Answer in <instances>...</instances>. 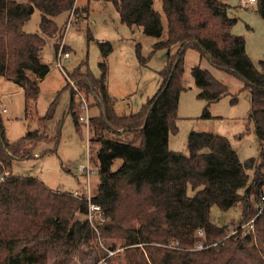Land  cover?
Wrapping results in <instances>:
<instances>
[{"label": "trees", "instance_id": "trees-1", "mask_svg": "<svg viewBox=\"0 0 264 264\" xmlns=\"http://www.w3.org/2000/svg\"><path fill=\"white\" fill-rule=\"evenodd\" d=\"M102 1L114 6L121 23L140 27L156 39L153 54L168 50L159 72L162 82L139 112L118 114L117 101L107 88L110 42L100 44L99 77L87 62L67 75L64 89L73 83L76 91L70 89L65 113L72 116L76 130L81 132L84 123L76 96L91 97L98 110L88 120L90 155L98 161L99 173L90 200L84 191L78 195L55 191L12 171L16 162L35 158L41 142L54 143L41 156L57 151L63 119L51 136L48 127L61 92L44 116L36 115L37 128L14 142L6 136L0 112V264H69L82 246L105 250L98 264H264V208L259 213L264 196V61L258 69L247 55L244 37L233 34L238 18L230 13V0H161L166 27L153 0ZM255 1L252 5L264 19V0ZM76 2L0 0V77L24 91L26 117L34 119L39 84L51 71L41 53L47 38L61 32L54 18L77 13ZM35 10L41 14L40 33H27L25 24ZM173 47L178 49L171 54ZM58 49L55 45V55ZM188 49L250 89L249 119L259 141L258 158L241 162L227 137L207 132L189 134L188 154L169 148L171 135L178 132L180 96L187 90ZM140 50L138 45L137 58L145 65ZM191 75L198 98L206 102L201 118L211 119L210 105L229 95V89L200 64L192 67ZM236 101L234 97L232 103ZM115 160L122 164L113 171ZM248 172L253 173L250 183ZM91 205L100 207L102 221L90 220ZM214 207L240 210L236 232L213 222ZM250 223L252 227L245 226ZM116 242L123 243L122 252ZM56 251L57 259L51 261Z\"/></svg>", "mask_w": 264, "mask_h": 264}, {"label": "rangeland", "instance_id": "rangeland-1", "mask_svg": "<svg viewBox=\"0 0 264 264\" xmlns=\"http://www.w3.org/2000/svg\"><path fill=\"white\" fill-rule=\"evenodd\" d=\"M16 1L27 2V0ZM230 4V13L238 18L237 24L233 27V34L244 37L247 55L259 69V62L264 61V19L256 13L254 6L241 7L240 0H230ZM75 7L78 8L77 13H63L55 17L54 20L61 32L53 38H47V44L41 53L42 61L50 66L51 71L39 84L40 92L33 112L34 119L32 116L26 117L24 91L3 77H0V112L6 136L14 142L23 137L27 131L37 128L36 115L44 116L50 104L61 92L55 117L48 127L51 136L57 123L63 119L57 151L41 156L43 152L54 148V143L41 142L35 151L36 157L16 162L12 171L16 175L38 179L55 191L70 192L75 195L84 191L87 195L90 193L93 196L99 183L98 161L90 155V126L82 123L80 119L83 125L81 132H78L70 113H65L70 99V89L75 88L71 83L70 87L64 89L67 75L87 62L90 71L99 77L101 75L99 64L102 61L100 44L110 42L113 51L107 59L108 92L117 101L118 114H135L160 87L162 79L159 72L166 64L168 50H160L153 54L156 39L144 34L140 27H129L121 23L118 12L109 2L101 0L91 1L88 4L86 0H78ZM85 8L88 9L87 12L84 11ZM153 8L161 14L163 25L166 27L167 20L161 0H153ZM40 18V12L35 10L31 19L25 24L24 30L27 33H40ZM55 45L59 48L56 55ZM138 45L141 46V55L147 59L145 65H141L137 58ZM62 47H67L66 50H62L63 53L70 54V59L62 61L64 71L56 66ZM177 49L173 47L171 54ZM197 64L210 71L229 89V95L210 105L211 119L201 118L206 102L198 98L199 89L195 86L191 75L192 67ZM85 69L86 66L82 70ZM184 84L187 90L181 94L179 100L178 132L171 135L169 148L188 154L189 134L193 131L207 132L227 137L241 162L258 158L259 141L255 133V125L249 119L250 89H244L242 81L217 70L209 61H201L198 52L192 49H188L185 55ZM74 90L76 91V88ZM234 97H237V101L232 103ZM76 102H81V117L90 118L98 114L91 97L79 95L76 96ZM87 164L90 166L89 177H85V174L79 170ZM121 164V160H115L112 170L116 171ZM248 174L250 183L253 173L248 172ZM191 194L192 191L189 189V195ZM240 213L238 208L222 211L214 207L212 220L220 225L219 220L223 218L222 225H228L230 232H233L238 227ZM91 215L92 221L101 220L98 213L91 212ZM116 243L117 251L122 252L123 243ZM105 253L100 247L87 249L82 246L69 264H98L104 259ZM57 256L58 251L52 254L51 261L56 260ZM120 258L122 259L121 255ZM113 264H122V262L115 261Z\"/></svg>", "mask_w": 264, "mask_h": 264}, {"label": "built area", "instance_id": "built-area-1", "mask_svg": "<svg viewBox=\"0 0 264 264\" xmlns=\"http://www.w3.org/2000/svg\"><path fill=\"white\" fill-rule=\"evenodd\" d=\"M255 2H256L255 0H240L241 5L245 6V7H248L249 5L254 4ZM62 50H63V47L61 48V52H60L59 58L57 59L56 66L58 68H60L62 71H64V67H63L62 61L70 59V54H69V52L63 53ZM80 119H81L82 122L88 124L89 118L80 117ZM79 170L82 171L85 174V177H89V175H90V166H89V164H87L86 166L80 167ZM91 197L92 196L89 193L87 195L88 200H90ZM263 208H264V196L261 198V201H260V211H259V213L262 212ZM91 212H96V213L100 212V207L95 206V205H91L90 206V216H89L90 220H91V216H92ZM250 226H251V223L248 225V227H250ZM199 235H203V231H199ZM202 248H203L202 244H199L198 245V249H202ZM110 255H114V253L111 252Z\"/></svg>", "mask_w": 264, "mask_h": 264}, {"label": "crops", "instance_id": "crops-1", "mask_svg": "<svg viewBox=\"0 0 264 264\" xmlns=\"http://www.w3.org/2000/svg\"><path fill=\"white\" fill-rule=\"evenodd\" d=\"M78 4V0H77V2H76V5ZM250 6H253V5H249V7ZM79 7H81L80 5H79ZM55 19V18H54ZM63 44H64V41H63ZM4 111V110H3Z\"/></svg>", "mask_w": 264, "mask_h": 264}, {"label": "water", "instance_id": "water-1", "mask_svg": "<svg viewBox=\"0 0 264 264\" xmlns=\"http://www.w3.org/2000/svg\"><path fill=\"white\" fill-rule=\"evenodd\" d=\"M220 223H221V224H222V223H224V220H223V218H221V219H220Z\"/></svg>", "mask_w": 264, "mask_h": 264}]
</instances>
